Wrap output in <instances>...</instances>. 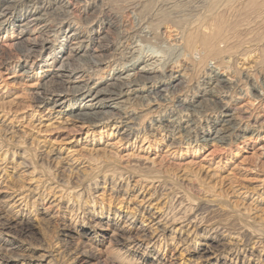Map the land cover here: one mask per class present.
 <instances>
[{
    "label": "rangeland",
    "instance_id": "1",
    "mask_svg": "<svg viewBox=\"0 0 264 264\" xmlns=\"http://www.w3.org/2000/svg\"><path fill=\"white\" fill-rule=\"evenodd\" d=\"M137 1L41 0L66 22L56 34L37 26L21 33L25 10L12 8L0 33V264H264V0H207L195 12L182 0ZM169 5L180 13L177 23L161 19ZM99 12L116 25H92ZM193 24L218 31L226 53L210 55ZM97 32L111 47L90 93L116 78L159 76L170 61L183 83L171 101L156 107L137 92L122 99L129 119L77 130L66 120L88 95L76 97L71 111L37 109L44 79L63 68L74 44ZM85 44L70 61L79 70L98 55ZM25 48L35 51L34 65L24 62ZM212 68L231 85H205ZM77 77L69 88L84 85ZM210 89L215 94L202 98ZM186 100L212 114L227 106L225 117L213 126L212 114L184 104L196 112L184 113L183 129H158L154 119L171 112L176 119ZM190 119L199 127L188 136ZM225 122L239 129L225 133L222 145L215 133ZM125 124L133 128L129 139ZM155 210L159 218L151 223ZM156 223L165 233H155Z\"/></svg>",
    "mask_w": 264,
    "mask_h": 264
},
{
    "label": "bare ground",
    "instance_id": "2",
    "mask_svg": "<svg viewBox=\"0 0 264 264\" xmlns=\"http://www.w3.org/2000/svg\"><path fill=\"white\" fill-rule=\"evenodd\" d=\"M140 1H142V0H140ZM182 1H185V3L187 2V4L192 3V8L196 9V10L192 9L194 12L197 11L198 6L200 4L207 2V0H182ZM3 4H7V5L1 9ZM87 4H88V2H87ZM45 6H46V4L42 3L41 0H0V33L3 31H7L8 26L10 24L9 23V19H10L9 16L13 12V10L15 9L17 11L18 9L23 7L25 12H21V15H19L20 18L25 19L23 21V23L20 25V28L22 29L21 33H27L30 30V28L37 26V29L43 30L44 32H48V33L51 32V33L56 34L59 30H62V28L66 24V22L63 19H60L58 15H54L56 9L54 11H50L53 8L51 7L50 9L49 8L45 9ZM216 6H218V5H216ZM86 7H87V5H86ZM12 8H14V9H12ZM167 10H169L170 13L164 14V16H163V14H161L163 16V18L160 17L162 19V21H165L166 23L167 22L177 23L174 18H176V17L178 18L177 15H179L180 13H177V11L173 12L174 11L173 5H169ZM42 11H43V13H41ZM215 11H217V10H215ZM93 13H95V11H93L92 14ZM106 15L107 14H101V12H99L98 14H95L91 18L90 23L94 26L99 25V27H100V26L105 25L108 28H113L117 23V19L113 16L111 17V16L107 15L108 16L107 17ZM172 15H176V16L172 17ZM144 21H146V20H144ZM158 21H160V20H158ZM208 26H209V24H208ZM208 26H206V27L200 26L199 27L196 24L195 25L193 24V26H191V27L196 29L195 31L197 33L200 32L202 34L204 32L201 35V37L202 36L203 37L200 40L202 41V44H203L202 46H204L203 48H206V49L208 48L210 55L211 54H215V55L217 54V56H222L224 54L223 52H225V51L220 50L221 49L220 47L222 44H226V43L223 42V40H219L220 37L217 34L218 31L216 32L214 29H212V27L209 28ZM177 27H179V26L177 25ZM138 30H140V29H138ZM174 32L180 33V30L178 31L175 29ZM188 32H190V31H188ZM214 32H215V34H214ZM153 34H154L153 36H155L156 38H159L157 36V33L155 34L153 32ZM101 35L102 34H99L97 32L96 35H94L92 37L89 36L87 38L88 41L82 40V41H79L77 44H74V45H76L75 48L71 47L70 51L67 54V57L65 58V61L66 62L68 61V62L66 64H64L63 68H61L60 70L57 69L56 72H52V74H50V76H49V79H44V82L40 85L38 92H37L36 96L34 97V104H35L37 109H42V108H45L47 106H50V108H51L50 110L53 112H56L57 109H61L64 111L67 110L72 105L71 103L73 101L78 100L77 99L78 97L82 98L83 95H85V94L88 95V97L84 98L82 103L80 105H78L77 108L71 109V110H75V112L72 113L73 115H70L69 118L66 120V125L68 127L73 126L74 130L81 129L85 125H89V127L91 126L93 128H100L104 125H107L110 121L111 122L123 121L124 119H129V118H125V117H127V115L124 112H125V110H127V108L125 107L124 104L126 101L131 100L130 99L131 95H134V93H137V92L147 93V97H144V98L138 97V98L141 100H144L149 105L152 104L153 106L156 105V107H159L156 103L162 102V104L161 103L160 104L163 105L164 102H167L168 99H170L168 97L170 95H173L174 93L176 94V92L178 91V88L181 86V84H183L181 77L175 76V72L173 70L169 69V66H170V61H169V62H165L163 64V66H161L162 67V70H161L162 73L160 72L161 75H159V76L148 77V76H145L143 74H138L135 79H133L132 81H129L127 83L123 82L120 78H118V79L116 78V80L113 82L96 85V89H98V86H99L100 90L96 91L93 94L90 93L93 91V89L89 86V83L90 84L93 83L92 75H95V73L97 71H99L101 69V67H106L107 63H108V61H106V59L108 57L107 52L110 50V47H111V42L107 36H101ZM80 36L81 35L79 34V32L74 34L73 37H75V38L73 41L79 40L81 38ZM221 37H222V34H221ZM227 40H225V41H227ZM85 43H87V44H85ZM152 43H153V41H152ZM214 43H215V45L217 44L216 45L217 47H214ZM227 43H229V40L227 41ZM83 44H85V46L89 44L90 50L95 48L94 53L98 54L95 56H93V55L90 56L91 58L89 57L90 59L88 60V67H89L88 70L87 69L79 70L77 68H74L73 65H71L72 63L70 64L72 53L75 50L76 51L79 50ZM87 47H89V46H87ZM210 47H211V50H210ZM42 48H45V46L44 47L42 46ZM224 49H225V46H224ZM159 50H160V48H159ZM195 50H196V47H195ZM201 52H204V51L202 50ZM227 52H229V49ZM34 53H35V51H33L31 49L25 48L24 50H22L23 60H24V62H26V64L30 63L31 61L33 62V60H35L36 56L34 55ZM205 53H207V52H204V54ZM166 60H167V58H166ZM203 60H204V58H203ZM206 60H208V59H206ZM83 61H84V59H83ZM34 64H35V62H33V65ZM216 66H214V67H216ZM217 68H219V67L217 66ZM217 68L216 69H213V68L207 69V72L209 74H207V76H206L205 85H208L210 87V86H213L215 84L214 90L215 89L222 90L226 86H230L232 81H230L227 78V75L221 74L220 69H217ZM82 71L84 73L81 75V78H83L82 81H83L84 85H77V86H73V87L69 88L67 85L73 84L75 82L74 79L76 80L75 77L79 76L80 75L79 73ZM225 72H228V71L225 70ZM24 73H26V72H24ZM77 78L81 79L80 77H77ZM91 80H92V82H91ZM161 88H163V89H161ZM214 90L213 89H210L209 91L204 90L202 98L205 97L206 95H208L209 93L215 94ZM125 97H127L126 101H122V99ZM170 101H171V99H170ZM180 103H182V104L178 105V107H176V108L177 109L180 108L181 112L180 111L179 112L181 114H179V115L176 114L177 115L176 119H171L174 116L173 112L164 113L166 111L163 112L164 114H161V116H159L160 117L159 119H154V121H156V126L158 125V127H157L158 129H162L163 132L167 131V132H172V133L176 132L177 129H183V124L185 121L184 119L186 116L184 113L185 112L186 113L187 112L188 113L189 112H191V113L196 112L193 110L189 111L187 109V107L184 106V104L190 105L195 109L201 108V106L199 107V106L192 105V103H194V102L191 100L189 102H187V100H186V102L182 101ZM76 105H77V103L74 106H76ZM226 108H227V106L222 107L218 112L217 111H215V113L213 112V114L210 113L209 110H206L203 108H201V111L203 112L202 114H206V116L208 115L209 117H211V114H212V118H215V121H212L214 123L213 126H215V125L219 126L222 122V121H219V118H221L223 116L225 117V115H223V113H224V110ZM71 110L69 109L67 111H71ZM167 112H168V110H167ZM197 112H199V111H197ZM176 113H178V112H176ZM216 114H218V116H216ZM171 115H173V116H171ZM187 117H188V115H187ZM263 121H264V119H263ZM186 123L188 124V126L186 128L187 135L189 136L193 133L197 134V130L199 127V126H197L198 122H196L193 119H190ZM131 127H132V125L131 126L129 124L126 125V127H125L126 130L123 133L124 139H129V138H131L132 135H134L133 130H132L133 128H131ZM238 129L239 128H232V126H230L228 123L225 122L220 127V129L216 131V133H215L216 137H217L216 140H218V142L221 143L222 145L226 144L229 139H226L227 136L225 137L224 134L225 133H231V132L235 133ZM228 136H230V135H228ZM50 150L56 151L57 154H61V151H57V150H53V149H50ZM52 151H49L48 154L56 157L57 154H55V153L52 154ZM4 158H5V156H4ZM69 167H70V165H69ZM141 202H142V204H144L143 199L141 200ZM145 202L147 203L148 201H145ZM139 207H141V204ZM142 208L144 210H148V212H149V210L151 208H153V206L148 205L146 208L144 205ZM158 213L155 210V212L152 214V216L150 217V219L152 218L151 223H154L159 218V217H156V215ZM154 226H158L157 228H155V233H157V232L165 233V231L167 230V227L166 228L161 227L159 225V223H156ZM0 261L3 262L1 257H0Z\"/></svg>",
    "mask_w": 264,
    "mask_h": 264
}]
</instances>
